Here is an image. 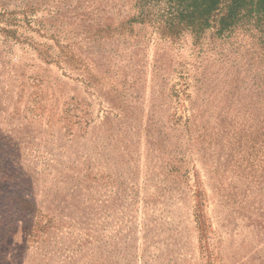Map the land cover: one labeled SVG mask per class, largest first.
Instances as JSON below:
<instances>
[{
    "label": "rangeland",
    "instance_id": "374dc122",
    "mask_svg": "<svg viewBox=\"0 0 264 264\" xmlns=\"http://www.w3.org/2000/svg\"><path fill=\"white\" fill-rule=\"evenodd\" d=\"M138 13L0 0V264H264L263 43Z\"/></svg>",
    "mask_w": 264,
    "mask_h": 264
},
{
    "label": "trees",
    "instance_id": "16d2710c",
    "mask_svg": "<svg viewBox=\"0 0 264 264\" xmlns=\"http://www.w3.org/2000/svg\"><path fill=\"white\" fill-rule=\"evenodd\" d=\"M138 19L152 21L170 36L188 31L199 40L209 29L218 36L253 30L264 46V0H136Z\"/></svg>",
    "mask_w": 264,
    "mask_h": 264
}]
</instances>
